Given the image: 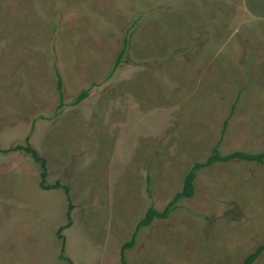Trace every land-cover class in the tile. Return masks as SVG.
<instances>
[{"label": "rangeland", "instance_id": "374dc122", "mask_svg": "<svg viewBox=\"0 0 264 264\" xmlns=\"http://www.w3.org/2000/svg\"><path fill=\"white\" fill-rule=\"evenodd\" d=\"M55 67L66 104L90 88L60 113ZM254 81L264 93V0H0V264H120L195 163L214 149L263 154L225 143L256 126L238 115L261 109ZM28 144L47 161L45 185L68 187L71 202L42 187L41 165L16 150ZM263 244L264 161L235 159L199 171L194 196L142 227L125 256L243 264Z\"/></svg>", "mask_w": 264, "mask_h": 264}, {"label": "trees", "instance_id": "16d2710c", "mask_svg": "<svg viewBox=\"0 0 264 264\" xmlns=\"http://www.w3.org/2000/svg\"><path fill=\"white\" fill-rule=\"evenodd\" d=\"M127 44H128V38H125L124 47L116 59V63L113 67V70L108 77L109 79L113 77V75L117 71L120 64L124 61V58H125V55L127 52V48H126ZM55 77L57 80V90H58L59 101H60V104L57 108L59 110L58 111L59 113H60V111H62V109L66 105H69L72 107L78 106L89 97L90 88L82 90L81 93L79 95H77L76 98H74V100L71 103L66 104L65 103L66 98H65V93H64V79H63L62 74L60 72V69L58 67H55ZM16 150L25 151L26 153L31 154V156L35 159V161L41 165V168H42L41 185L44 189H57V188L62 187L65 189V191L68 195L67 198H68L69 202H71V197L69 195L68 187L62 186L58 183L54 186H46L45 185V180L48 176L46 159L39 156L38 152L30 144H28L26 147L19 146L16 148ZM235 159H241V160H247V161H256V162L262 163L264 161V153L259 154V155H254V154H247V153H243V152H237V153H233V154H230L227 156H221L218 153V151L216 149H214L211 157H209L207 161L202 162V163H195L194 166L192 167V169L188 172V174L185 177L183 189L174 197V199L172 201H170L169 205L163 211H159L154 207H150L148 209L145 217L139 222V224L137 226V230L135 231L131 241L126 243L124 245V247L122 248L120 264H127L125 251H126V249H128L134 245L137 233L142 227H149L155 219L167 218L169 216L170 212L174 209L175 204H177L182 199H187V198H191L194 196V194H195V181H196L197 173L200 170H202L206 167H209L216 162H229V161H232ZM68 207H69V210L67 212L68 223L66 226H69L71 224V212L73 209L70 204ZM263 252H264V244L260 245L254 252L249 254L244 259L243 264H255V262L258 260V258L260 257V255Z\"/></svg>", "mask_w": 264, "mask_h": 264}, {"label": "crops", "instance_id": "0c3cea01", "mask_svg": "<svg viewBox=\"0 0 264 264\" xmlns=\"http://www.w3.org/2000/svg\"><path fill=\"white\" fill-rule=\"evenodd\" d=\"M217 82H218V80H217ZM252 83L255 84V87H257V85H259V83L255 82V81L252 82ZM257 88H258V91H259L258 92L259 96H261V98L259 100L262 101V102L259 101V104L261 105V109L257 108V109H260V110H257V109H255L256 105L252 106L251 104H249V105H246V107H245V110H244L245 113L241 112L240 114H238L239 117L240 116H252L251 118H253V119H255L257 121L256 126L255 125H250V127H249L250 136H249V138L247 140L242 141L240 138H238V136L228 134L227 138L225 139V143L228 144V143H231V142H237V143H240V144H243V145H245V143H247V144H249V146L251 148H255L257 146V144L261 145V146L264 145V137L263 136H261V137L258 136V128H257V124L259 123L258 121H260L261 119L264 120V107L262 106V105H264V93L262 92V89L260 90V85ZM250 98H251V95H247L246 101L249 102ZM247 111H248V113H247ZM236 112H235V114H236ZM252 123H253V121H252ZM227 126H229L230 131H234V128L236 127L235 123L234 124H230L229 122H228ZM240 136L242 137V133L240 134ZM250 143H254V144H250ZM244 150H246V149H244ZM244 150H241V151L243 153H247L248 154V152H246ZM263 153H264V151H263Z\"/></svg>", "mask_w": 264, "mask_h": 264}]
</instances>
